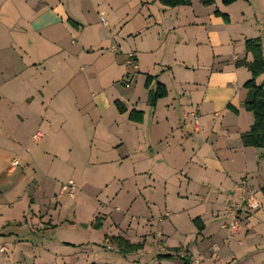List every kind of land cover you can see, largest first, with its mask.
Instances as JSON below:
<instances>
[{
  "label": "crops",
  "instance_id": "0c3cea01",
  "mask_svg": "<svg viewBox=\"0 0 264 264\" xmlns=\"http://www.w3.org/2000/svg\"><path fill=\"white\" fill-rule=\"evenodd\" d=\"M104 1L109 6L110 1ZM123 1L130 7L126 19L112 24L102 21L105 27L100 31L92 19L86 21V15L105 8L93 0L88 6H83L84 0H0V234L16 218L20 186L30 210L37 201L51 199L47 190L58 175L46 173L43 160L58 152L48 130L36 123L52 126L56 104L60 113L55 119L87 118L80 74L99 66L115 74L113 84L128 75L136 88L141 85L147 105L148 93L158 83L167 89L152 111L153 139L144 142L146 150H131L129 179L135 180L146 204L133 200L131 209L138 213L131 215L128 224L125 216L114 217V211L98 210L87 220L74 217L81 240H53L67 250L83 248L76 252L79 264H87V256H94L91 264H132L128 257L118 256L121 252L113 236L142 244L127 254L137 256L138 263L177 255L185 264L181 254L186 253L190 264H264V148L242 142V134L254 122L245 108L250 91L245 84L252 78L246 63L253 60L245 42L259 38L264 53V0H237L229 5L215 0L211 6L192 0L191 5L178 7L157 0ZM105 44L106 49L99 50ZM130 53L133 63H129ZM87 57L88 65H81ZM148 76L154 77L149 87ZM71 80L77 93L72 98ZM256 82L264 85V74ZM91 97L99 118L108 121L104 113L114 108L115 99L111 102L104 90ZM71 101L80 104L78 112H67ZM131 106L126 109L140 108L137 98ZM196 108L195 124L191 114ZM112 117L119 122L128 119L120 112ZM34 142L40 143L33 147ZM57 147L63 146L57 143ZM169 148L171 156L164 153ZM138 153L140 158H135ZM14 158L19 166H11ZM141 161L147 163L143 169ZM102 166L110 168L108 161ZM248 195L261 206L240 211V229L232 233L228 225L235 208ZM55 242V247L60 246ZM109 242L116 254L104 258L96 247ZM2 248L8 252L6 246L0 252Z\"/></svg>",
  "mask_w": 264,
  "mask_h": 264
},
{
  "label": "rangeland",
  "instance_id": "374dc122",
  "mask_svg": "<svg viewBox=\"0 0 264 264\" xmlns=\"http://www.w3.org/2000/svg\"><path fill=\"white\" fill-rule=\"evenodd\" d=\"M93 1H95L94 5H98L96 2H99L105 8L98 9L99 12L95 10V13L92 12L93 15H86V21L92 19L91 23H96V27L100 31H103L102 28L105 27L102 25V19L111 24L121 18L125 20L130 9L129 6L126 8L123 0H109V6L108 3L105 4L104 0ZM72 2L75 0H70V3ZM89 2L90 0H84L83 6H88ZM218 2L220 5L224 4L223 0H218ZM135 11L136 9H133L134 13ZM107 46L108 44L102 45L99 50H104ZM89 58L87 57L85 61H82L81 65L86 64ZM114 75L113 72L109 73L108 69L99 66L97 69L86 68L85 72L80 74V80L83 82L80 85L83 87L82 96L85 100L84 108L87 118L84 117L79 120L72 118L69 119L70 121H67L65 117L62 120L55 119L54 115L60 113L56 104L51 118L52 126L37 121L36 127L41 125L44 131L48 130L51 135V142L57 148L54 151L58 152L52 153V156L48 155L52 162L44 159L43 166L46 173L54 175L56 172L55 175H58V178L52 182L47 190L48 197L51 195V199L37 201L32 210L27 206L28 201L24 197V186H20V194L17 200L19 203H16L15 214H13V217L16 215V218L11 220L6 225L3 234H0V247L6 246L8 248L7 253L0 252V264H79L76 252L84 251L83 248L78 251V249L74 250L70 247L67 250L64 244H59L53 240V238L67 239V241L81 240V235L76 233L78 232L79 221L75 220L74 217L87 220L92 212L98 210L114 211V215L112 214L114 217L124 218L125 216V222L128 224L131 222V215L138 213L135 208L131 209L133 200L137 198L139 202L146 204L144 196L140 193V188L135 185V180L129 179L133 167L130 157L132 149L133 152L146 150L144 142L153 139L151 134V129L154 127L152 125L154 122L152 121V111L157 104L147 105L145 90L141 85L136 88L134 86L135 81L132 83L128 75L122 78V82L113 84L114 79L112 77ZM128 81H130L129 86L126 84ZM70 86L71 98L77 96V93H73L76 92V86L72 80ZM102 90L109 96L111 102L115 99L114 108L103 112L107 115L108 121H102L99 118L100 111L91 97L93 94L96 96ZM152 92L155 93L156 90H152ZM150 93L151 91L148 93L149 97ZM134 98H137L139 102L140 108L137 110L142 112V119H131L130 113L133 109H126L132 107L131 102ZM79 107L81 108L77 101H71L67 112L70 114L78 112ZM194 111L199 114L197 108ZM117 112L127 114L128 119H124L123 122L115 120L112 116ZM155 128L157 129V136L160 137V127L156 124ZM35 143L40 142H34L33 145ZM57 143L63 147L58 148ZM130 146L131 148H129ZM69 147L72 151H68L67 148ZM36 148L39 152L40 148ZM150 149L152 150V148ZM38 152L36 156H38ZM171 152L172 149L170 148L164 149V153L168 156L172 155ZM164 153L162 154L164 155ZM140 156V153L135 154V158H140ZM38 160L41 163L40 157ZM107 161L110 168L102 166ZM158 161L161 162L162 160L159 159ZM145 164H147L145 161H141L139 163L140 169H143ZM70 179H73L78 186L75 197L62 193V184H68ZM31 187L32 193H34L35 184ZM36 193L37 195L41 194L39 191ZM50 215L53 216L51 223H49ZM52 225L54 226L52 227ZM66 229L70 230V234H66ZM173 237L176 238V241L180 239L177 234ZM54 242L60 246L55 247ZM109 246H112L110 242ZM109 249L107 250V245L96 247V250L102 252L101 256L104 258L113 257L116 254ZM118 256L121 258L122 256L123 258L124 256L128 257V261L133 262L132 264H145L138 263V257L131 258V254L127 256V254L118 253ZM87 257L89 260L85 258L84 261L88 260L87 264H91L94 256ZM152 260L150 264H184V261L177 255L154 256Z\"/></svg>",
  "mask_w": 264,
  "mask_h": 264
},
{
  "label": "trees",
  "instance_id": "16d2710c",
  "mask_svg": "<svg viewBox=\"0 0 264 264\" xmlns=\"http://www.w3.org/2000/svg\"><path fill=\"white\" fill-rule=\"evenodd\" d=\"M166 7L188 6L192 4V0H157ZM237 0H223L225 5H229ZM205 6L215 4V0H200ZM215 13L221 14L218 10ZM228 21L227 15L222 14ZM246 51L251 53L253 60L246 63L247 67L252 73V78L246 82L245 86L249 88V97L245 101V108L254 116V122L249 131L242 134V142L245 146H253L257 148H264V85H258L256 79L264 74V53L262 42L259 38L247 39L245 42ZM245 63V62H243ZM242 64V63H239ZM154 77L148 76L146 79V86L149 87ZM167 95V89L161 83L157 84L156 92L150 93L149 102L151 105H156L159 98ZM142 112L133 109L130 113L131 119H142ZM100 218H97L99 221ZM98 224L95 223L94 226ZM112 240L116 243L119 251L123 254H129L138 251L142 248V244H133L121 236H113ZM108 248V247H107ZM109 249V248H108ZM185 264H190V259L184 258Z\"/></svg>",
  "mask_w": 264,
  "mask_h": 264
},
{
  "label": "built area",
  "instance_id": "2783aa9c",
  "mask_svg": "<svg viewBox=\"0 0 264 264\" xmlns=\"http://www.w3.org/2000/svg\"><path fill=\"white\" fill-rule=\"evenodd\" d=\"M102 21L106 23L104 19H102ZM133 59H134V54L130 53L129 63H133L134 62ZM126 84L129 85V82H126ZM191 116H192V119L194 120V123L196 124L198 122L199 114L196 111H194L191 114ZM19 164L20 162L17 158H14L11 162L12 167L18 166ZM77 189H78L77 183L73 179H70L68 184H62V193H67V195L70 197H75ZM260 206H261V203L256 197H254L253 195H248L244 199L242 204L238 205L235 208V217L228 225L232 233H236L240 229V217H239L240 211L255 210V209H258ZM107 247H108V244H107ZM108 248L112 249V246H109ZM1 252L6 253L7 252L6 248H2ZM187 256L188 255L186 253L181 254L182 258H185ZM194 264H200V261H195Z\"/></svg>",
  "mask_w": 264,
  "mask_h": 264
}]
</instances>
